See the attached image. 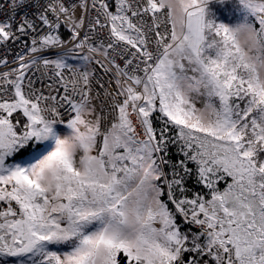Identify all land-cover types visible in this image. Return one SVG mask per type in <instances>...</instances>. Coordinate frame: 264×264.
Returning a JSON list of instances; mask_svg holds the SVG:
<instances>
[{"label": "snow or ice", "instance_id": "obj_1", "mask_svg": "<svg viewBox=\"0 0 264 264\" xmlns=\"http://www.w3.org/2000/svg\"><path fill=\"white\" fill-rule=\"evenodd\" d=\"M0 264H264V0L0 5Z\"/></svg>", "mask_w": 264, "mask_h": 264}, {"label": "built area", "instance_id": "obj_2", "mask_svg": "<svg viewBox=\"0 0 264 264\" xmlns=\"http://www.w3.org/2000/svg\"><path fill=\"white\" fill-rule=\"evenodd\" d=\"M45 2H46V0H45ZM53 2H54V0H53ZM9 3H11V0H0V5H4L5 7H7V4H9ZM77 79H78V77H77ZM101 83H103V81H101ZM106 86L107 85H105V87Z\"/></svg>", "mask_w": 264, "mask_h": 264}, {"label": "trees", "instance_id": "obj_3", "mask_svg": "<svg viewBox=\"0 0 264 264\" xmlns=\"http://www.w3.org/2000/svg\"><path fill=\"white\" fill-rule=\"evenodd\" d=\"M228 2L229 3H232V2H234V0H228ZM218 12L221 13V14H223V16H227V13L223 12L220 7L218 8Z\"/></svg>", "mask_w": 264, "mask_h": 264}, {"label": "rangeland", "instance_id": "obj_4", "mask_svg": "<svg viewBox=\"0 0 264 264\" xmlns=\"http://www.w3.org/2000/svg\"><path fill=\"white\" fill-rule=\"evenodd\" d=\"M218 8H219V6H218ZM218 15H221L222 18L224 17L223 14H221V13H219V12H218Z\"/></svg>", "mask_w": 264, "mask_h": 264}]
</instances>
